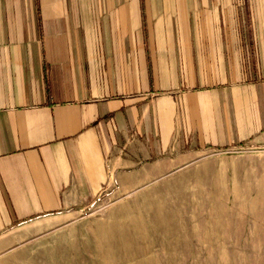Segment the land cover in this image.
Segmentation results:
<instances>
[{"label":"crops","instance_id":"1","mask_svg":"<svg viewBox=\"0 0 264 264\" xmlns=\"http://www.w3.org/2000/svg\"><path fill=\"white\" fill-rule=\"evenodd\" d=\"M247 143L264 145V0H0V234Z\"/></svg>","mask_w":264,"mask_h":264},{"label":"rangeland","instance_id":"2","mask_svg":"<svg viewBox=\"0 0 264 264\" xmlns=\"http://www.w3.org/2000/svg\"><path fill=\"white\" fill-rule=\"evenodd\" d=\"M157 206L163 207L160 216L171 215L163 226L150 219ZM139 214L149 227L137 228L135 247L141 250L129 259L127 248L113 251L109 226L121 228ZM98 239L107 242L100 248ZM98 248L114 258L99 255ZM148 259L264 264V145L172 155L143 168L129 189L111 186L84 209L40 215L0 234V264H150Z\"/></svg>","mask_w":264,"mask_h":264},{"label":"bare ground","instance_id":"3","mask_svg":"<svg viewBox=\"0 0 264 264\" xmlns=\"http://www.w3.org/2000/svg\"><path fill=\"white\" fill-rule=\"evenodd\" d=\"M156 208V207H155ZM176 208V207H175ZM154 209V208H153ZM152 209V210H153ZM161 209H163V207H158L157 206V208L153 211L154 213H153V215L152 214H150V219H152V221L154 222V223H156V224H160L161 226H163L162 224H164V222H168L167 221V219H169L170 220V218H168V216L170 215H168V214H166V218L167 219H165V217L164 216H160V210ZM176 210V209H175ZM164 211V210H163ZM140 212V211H139ZM162 212V211H161ZM163 215H165V214H163ZM171 216V215H170ZM172 218V217H171ZM150 221V220H149ZM165 223V224H166ZM115 225V224H114ZM121 226V225H120ZM158 226V225H157ZM143 228L144 230L143 231H145V230H147L148 229V225H146V223H145V220H144V218L139 214V215H135L134 216V218L133 219H131V221H126L124 224L122 223V227L121 228H113V226H109V231H108V233L110 234L107 238H108V241L110 242V243H113V245L115 246L114 248H113V251H117V250H123V249H125L126 250V248H127V252H126V254H127V258H132L133 256H134V254H136L139 250H141V249H137L135 246H137V243H136V240H135V236L134 235H137V233H138V229L137 228ZM174 228V227H173ZM157 227H155V226H153V230H151L152 231V233L153 232H156L157 231ZM140 230V229H139ZM143 231H141V232H143ZM146 233V232H145ZM144 233V234H145ZM148 233H150V231H148ZM153 235H154V233H153ZM175 235H176V233H175ZM140 236V235H139ZM141 236H142V234H141ZM145 236H147V235H145ZM144 239H148V238H144ZM99 240V239H98ZM142 240H143V237H142ZM138 241H139V239H138ZM155 241V240H154ZM97 242V241H96ZM105 242H107V239H104V241H98V243H97V246H99L100 248H101V245L103 244V243H105ZM142 242V241H141ZM146 242L148 243V241L146 240ZM146 242H144V243H146ZM151 242V241H150ZM146 243V244H147ZM143 244V243H142ZM128 245H130V246H128ZM141 245V244H140ZM144 245V244H143ZM149 245V244H148ZM152 245V244H151ZM146 246V245H145ZM144 246V247H145ZM130 247V248H129ZM148 247V246H147ZM150 247H152V246H150ZM149 247V248H150ZM143 248V247H142ZM146 248V247H145ZM149 248H148V250H149ZM97 249V248H96ZM99 249V248H98ZM147 249V248H146ZM124 250V251H125ZM147 250V251H148ZM176 250V249H175ZM102 251V250H101ZM146 251V252H147ZM99 252H100V249H99ZM98 252V253H99ZM110 252H112V251H110ZM101 254H99V255H101V256H105V258H111V257H113L114 258V254H112V255H110L109 254V256L107 255V252H106V250H105V252H100ZM102 253H105V255H103ZM113 253V252H112ZM120 253V252H119ZM142 253H144V252H142ZM158 254V253H157ZM106 256H108V257H106ZM150 256V255H149ZM80 258V257H79ZM155 259V258H154ZM161 259V258H160ZM115 261V260H114ZM152 261H154V260H151V259H148L147 260V263H150L151 264V262Z\"/></svg>","mask_w":264,"mask_h":264}]
</instances>
